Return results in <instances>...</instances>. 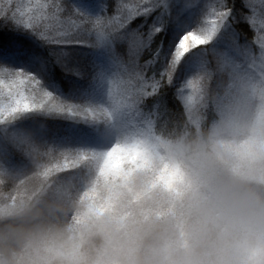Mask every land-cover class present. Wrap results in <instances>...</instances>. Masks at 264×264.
<instances>
[{
  "label": "snow or ice",
  "instance_id": "snow-or-ice-1",
  "mask_svg": "<svg viewBox=\"0 0 264 264\" xmlns=\"http://www.w3.org/2000/svg\"><path fill=\"white\" fill-rule=\"evenodd\" d=\"M261 75L264 0H0V180L86 179L114 136L188 120L202 83Z\"/></svg>",
  "mask_w": 264,
  "mask_h": 264
},
{
  "label": "clouds",
  "instance_id": "clouds-1",
  "mask_svg": "<svg viewBox=\"0 0 264 264\" xmlns=\"http://www.w3.org/2000/svg\"><path fill=\"white\" fill-rule=\"evenodd\" d=\"M0 264H264V75L202 83L188 120L114 136L86 179L0 180Z\"/></svg>",
  "mask_w": 264,
  "mask_h": 264
},
{
  "label": "trees",
  "instance_id": "trees-1",
  "mask_svg": "<svg viewBox=\"0 0 264 264\" xmlns=\"http://www.w3.org/2000/svg\"><path fill=\"white\" fill-rule=\"evenodd\" d=\"M130 2H134V0H129ZM249 38L254 39V31H250Z\"/></svg>",
  "mask_w": 264,
  "mask_h": 264
},
{
  "label": "rangeland",
  "instance_id": "rangeland-1",
  "mask_svg": "<svg viewBox=\"0 0 264 264\" xmlns=\"http://www.w3.org/2000/svg\"><path fill=\"white\" fill-rule=\"evenodd\" d=\"M25 2L27 3L28 2V0H25ZM130 2V1H129Z\"/></svg>",
  "mask_w": 264,
  "mask_h": 264
}]
</instances>
